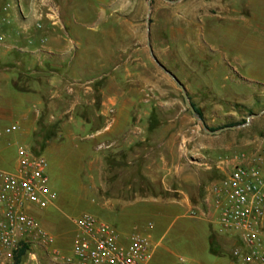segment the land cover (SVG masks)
<instances>
[{"label": "rangeland", "instance_id": "1", "mask_svg": "<svg viewBox=\"0 0 264 264\" xmlns=\"http://www.w3.org/2000/svg\"><path fill=\"white\" fill-rule=\"evenodd\" d=\"M9 1L15 4V0ZM28 1L42 12L46 10L45 3L50 1L77 2L81 6L100 4V18L107 15L117 19L116 24L112 18L109 23H97L98 15L94 14L97 29L94 34L89 33L94 35L95 45L101 50L116 48L117 53L114 57H104L111 62L100 73H72V69L64 76L65 83L70 86L64 100L70 107L78 95L80 101L92 104L75 108L76 116H84L88 113L81 111L100 110L108 83H127L125 91L127 95L131 93L132 111L150 113V129L173 127L180 130L182 159L195 162L201 186L194 194L196 198L188 213L178 212V218L162 238L161 245L172 252L175 264L183 261L187 264L225 261L227 264L237 246L231 242L236 236L224 231L217 217L212 216L206 200L210 187L223 179L235 164L250 163L264 152V0H254V5H248L251 0H238L236 14L229 16L212 7L210 0H152L150 14L148 0ZM78 11L88 14L87 8L78 7ZM82 26L91 25L85 22ZM42 29L43 26L39 30ZM106 31L111 37L103 34ZM148 39L155 57L182 83L190 102L202 112L204 124L212 132L226 130L215 135L203 131L186 107L180 87L151 57ZM81 43L83 48L89 45L84 39ZM3 59L7 65L14 62L12 54ZM7 72L12 74L11 69ZM85 83H98L92 95L84 96ZM18 84L27 91L36 89L30 83ZM112 92L120 95L124 88L116 87ZM62 122L46 129L49 139L56 135ZM88 122L93 127H104L103 120ZM33 149L41 156L42 147L36 145ZM43 159L48 166L49 190L55 201L60 196L63 200L74 201L85 179L80 165L63 154L44 153ZM81 209V206L65 208L61 216L71 224L73 219L79 218ZM70 237V247L51 250L73 256V232ZM32 252L42 259L41 264L51 259L49 251L42 247L32 248ZM25 263L37 264L29 259Z\"/></svg>", "mask_w": 264, "mask_h": 264}, {"label": "crops", "instance_id": "2", "mask_svg": "<svg viewBox=\"0 0 264 264\" xmlns=\"http://www.w3.org/2000/svg\"><path fill=\"white\" fill-rule=\"evenodd\" d=\"M210 1L212 7L228 16L236 14L238 0ZM45 4L42 12L28 0H15L14 5L9 0L0 1V128L21 127L17 134L0 136V171L17 170L18 146L34 152L33 148L39 145L43 157L50 153L75 159L85 172L75 200L60 196L48 209L33 213L54 238L53 248L70 247V235L73 232L74 240L77 233L76 219L70 224L61 213L65 208L81 206L80 216L94 215L114 227L125 241L133 234L147 236L153 247L150 264H175L172 252L162 247L161 240L178 218V212L188 213L201 186L195 162L182 159L180 130L150 129V113H133L131 93L127 95L125 91L127 83H108L100 110L81 111L88 114L76 116L75 108L86 102L77 95L75 102L67 105L64 99L70 86L65 77L72 69V73H100L105 69L111 59L104 57H114L117 49L101 50L95 45L94 14L98 15L97 23H109L112 18L116 24L117 19L107 15L100 18V4ZM249 4L254 5L255 1ZM78 7L87 8L88 14L79 13ZM85 22L91 26H82ZM38 24L42 30L37 29ZM107 32L103 34L111 37ZM83 39L89 42L86 48L82 47ZM11 54L14 65H7L3 58ZM9 69L12 74L6 73ZM18 83H30L36 89L27 91ZM95 84L98 83L84 84V96L93 94ZM116 87L124 88L123 94L112 92ZM96 119L103 120L104 127H93L88 122ZM58 121L63 122L49 139L46 129ZM234 239L231 242L237 244ZM45 261L54 264L50 258ZM227 262L232 264L231 254Z\"/></svg>", "mask_w": 264, "mask_h": 264}, {"label": "built area", "instance_id": "3", "mask_svg": "<svg viewBox=\"0 0 264 264\" xmlns=\"http://www.w3.org/2000/svg\"><path fill=\"white\" fill-rule=\"evenodd\" d=\"M20 131L19 125H11L0 128V136ZM17 155L15 172L0 171V264H17L25 246L29 250L23 264L27 259L39 263V256L32 252L35 247L48 250L54 264L151 263L153 247L147 236L133 234L125 241L114 227L89 213L74 221L77 233L73 256L51 250L55 240L33 214L55 203L49 190L47 163L26 146H18ZM206 203L224 231L237 238L232 264H264V152L250 163L235 164L210 187Z\"/></svg>", "mask_w": 264, "mask_h": 264}, {"label": "water", "instance_id": "4", "mask_svg": "<svg viewBox=\"0 0 264 264\" xmlns=\"http://www.w3.org/2000/svg\"><path fill=\"white\" fill-rule=\"evenodd\" d=\"M148 7H149V14L151 12V7H152V0H148ZM147 24H149V20L147 19ZM148 48L151 54V57L153 58V60L155 61V63L166 73L168 74L174 81L175 83L180 87L181 91H182V95H183V99L185 102L186 107L189 109V111L191 112V114L193 115V117L202 125V129L205 133L209 134V135H215V134H220L221 132H223L226 129H222L216 132H212L205 124L203 119L200 117V115L196 112L195 107L192 105V103L190 102L189 99V95L185 89V87L182 85V83L172 74L170 73L159 61L158 59L155 57L153 49L150 45V39H148Z\"/></svg>", "mask_w": 264, "mask_h": 264}, {"label": "trees", "instance_id": "5", "mask_svg": "<svg viewBox=\"0 0 264 264\" xmlns=\"http://www.w3.org/2000/svg\"><path fill=\"white\" fill-rule=\"evenodd\" d=\"M194 107H195V110H196V112L200 115V117L203 119V115H202V112L194 105V104H192ZM231 127H233V126H231ZM211 131H213L212 129H211ZM29 250V248H28V246H25L23 249H22V251H21V253H20V255L18 256V258H17V264H23L24 263V261H25V257H26V254H27V251Z\"/></svg>", "mask_w": 264, "mask_h": 264}]
</instances>
